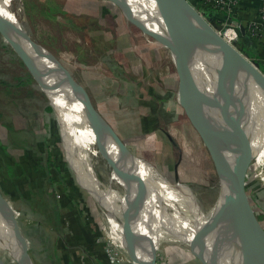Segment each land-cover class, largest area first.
Segmentation results:
<instances>
[{"label": "rangeland", "instance_id": "rangeland-1", "mask_svg": "<svg viewBox=\"0 0 264 264\" xmlns=\"http://www.w3.org/2000/svg\"><path fill=\"white\" fill-rule=\"evenodd\" d=\"M190 1L206 18H208L207 9L216 11L217 8L228 12L232 10V6L238 4L226 3L220 8H218L219 6L213 8L212 5L207 3V0H203L202 5L199 3L194 4L193 0ZM17 2H21L23 6L26 18V22L23 24L28 34L38 44L48 47L47 50L59 60L74 80L86 89L93 106L101 116L111 124L121 138L126 140L127 148L140 157L138 159L139 174L138 168H134L131 161L121 154L116 146L110 144V141L107 142L108 147L113 151L118 161L123 167L130 170L133 177L132 181L136 187L140 182L153 184L154 181H157L162 185L168 184L163 177L171 181L178 179L180 183L188 184L197 193L198 201L203 210H208L216 200L222 181H220L213 159L202 136L178 103L179 80L176 66L171 60L169 47L164 43L159 44L158 40L142 32L126 18V27L130 33L131 31L134 32L138 44L143 46L154 44L150 60L140 61V67L136 70V72H139L136 76L138 79L133 82L131 79L133 73L129 71L132 68V62L125 53L118 50L117 44L113 46L108 41L111 37L117 36L118 33L119 25L116 22V15L113 14L114 18L106 16L107 25H101L97 22L98 19H92L91 25L86 27L76 24L75 16L61 14L57 17V14L48 12L45 8L46 0H14L13 8L17 6ZM109 20H113V23H115L113 24ZM77 21L80 22L81 20ZM96 23L98 28H103L102 35L94 36L89 33L88 27H95ZM229 26L236 28L238 37L232 44L242 52L238 46L240 30L236 22L228 19L221 21L220 26L217 25L215 28L224 31L223 33L226 35L229 30H225V27ZM263 31L264 20L261 21L260 13V21L257 22L251 33L259 36ZM95 37H98L99 48L94 53H88L87 45ZM242 53L252 62L264 67L256 58L248 56L245 52ZM31 76L33 77L19 54L0 31V138L10 146L12 144H16L17 147L19 145L22 147L31 145L34 140V133L46 134L43 124L51 118L58 125L53 109L52 111L46 110L50 103L45 92L41 89L39 83L37 84L34 79H31ZM21 79H25L24 84H19ZM122 79H128L131 83L125 85ZM69 81L71 107L74 112L81 110L83 99L75 91L74 88L76 87L71 83L70 78ZM154 97L160 98L161 101ZM165 97L169 99L166 103L162 101ZM119 105L129 107V110L124 115L121 114V117L118 116L119 113L116 109V106ZM130 106L132 108L140 106L142 113L147 115L152 114L155 110H161L163 114L161 125L166 134H158L161 136L160 139L153 137L152 139L148 138L149 141L148 139L140 140V136L132 132L133 127L130 125L132 121L126 119V114H130ZM221 127V124L218 122L212 123L210 119L202 127L203 132L209 136L213 143L217 158H222L220 152L222 140L221 136H218L219 133H217L220 132ZM65 130L68 132L66 127ZM147 135L152 136V133ZM74 146L77 148L76 144ZM98 148L97 145L94 146V149L98 150ZM235 148V158L239 159L241 147L239 139L236 137ZM11 150L15 152L14 149ZM19 151L21 152V148ZM1 152L0 147V161L3 159V152L2 154ZM261 156L264 155L252 156L251 168L246 178L249 184L246 188L254 206H257L258 202L261 201V205L264 207V157ZM93 161L97 167L96 172L99 178L102 181L105 180L111 171L108 161L101 153L94 156ZM175 164H178L176 172H174ZM0 169L3 170V167L0 166ZM2 178L5 179L6 176ZM2 178H0V189L4 194L8 188ZM58 190L61 192V189ZM58 190H55L53 185L50 187L49 192L52 191L56 194ZM156 193H158L156 197L163 198L160 205L165 203L168 198L167 191L159 189ZM172 196L175 197V193ZM95 204L98 210V225L94 223V226H96L97 232L104 240V251L108 255L109 251L112 250L122 264H133L125 253L115 247L107 237L103 211L96 202ZM244 205L250 214L246 200H244ZM45 208L50 209L48 206ZM22 216H20L22 232L31 241L29 253L33 261L36 264H53L49 256L54 241L57 240L56 232L50 230L51 227L38 218H31L27 215ZM87 218L90 219L88 214ZM252 227H250V230L257 238L255 229L253 231ZM78 247L79 250L87 252L82 246ZM73 248H75L74 245L66 242L67 251L64 252L70 253ZM156 255V264H202L191 251L180 244L164 245L157 251ZM4 256L8 264H16L11 263L6 254Z\"/></svg>", "mask_w": 264, "mask_h": 264}, {"label": "bare ground", "instance_id": "bare-ground-1", "mask_svg": "<svg viewBox=\"0 0 264 264\" xmlns=\"http://www.w3.org/2000/svg\"><path fill=\"white\" fill-rule=\"evenodd\" d=\"M13 1L0 0V22L6 38L20 44L45 74L40 78V81L49 103L51 101L50 104L55 107V112L61 122L63 142L67 150L68 159L66 161L73 169L75 178L77 176V181L97 201L105 203L120 215L131 216L139 225L149 229L153 250L151 264L157 256V251L166 244L165 232L169 235L176 234L180 240L191 242L198 255L207 264H264L258 259H244L239 247L241 242L233 229L232 219L227 217L225 220H220L219 218L218 208L229 196L235 197L236 202L242 204L246 210L247 237L250 241L252 240L253 246L256 244L255 234L253 235L250 230V227H254L253 221L244 205L245 198L240 190L237 192L227 183L222 182L214 204L205 211L198 201L197 193L188 184H182L177 179L170 181L163 177L168 184L162 185L154 181L153 185L156 191L161 188H170V191L172 190L174 193L178 194L179 192L184 198L180 203L170 201L167 206L155 209L149 203L139 204L131 197L132 174L118 161L107 142L110 141V144L116 146L121 154L131 161L134 168H138L140 157L121 148L111 137L96 129L97 125L87 109L82 93L78 92L83 99L82 108L73 112L69 77L51 60L49 52L39 46L28 34L23 24L26 22V18L21 5L22 1L17 2L15 8H13ZM116 1L121 5L119 7L123 16L129 21L136 22L166 42L175 41L177 50L190 54L191 69L200 92L211 103L215 100L220 101V109L216 110L206 104L207 101H198L192 97L191 90L187 89L185 85V79L188 76L192 79L188 68L182 59H176L171 54L172 62L181 71L185 80V82L183 80V86L177 99L179 98L184 104L192 106L195 111L200 106L201 114L198 116L195 113V119H199L198 123L201 128L210 119L212 123L221 124L220 132H223L222 119L225 117L234 128L236 138L240 139L243 128L250 132L253 142L252 156L264 155V84L241 65L239 74L231 75L228 78L224 98L221 100L218 78L222 65V54L219 47L205 42L200 27L194 26L193 19L187 16L177 0H168L164 4L157 3L155 0ZM163 16L167 19L177 17L179 20L175 24H168ZM182 21L185 26L180 27ZM179 30L187 34L188 38L186 39L189 47L180 44L179 40L182 35ZM218 32L220 31L218 30ZM233 35L230 31L226 32L225 38L228 42ZM159 44L162 42L160 41ZM47 74L50 75L46 76ZM221 140L220 152H223V157L228 164L225 171L238 176L240 165L238 164L239 159L235 158V139L229 145H227L229 143L228 136L221 137ZM75 144L77 148H75ZM96 145L99 147V151L94 149ZM77 149L78 154L76 153ZM99 153L106 158L111 169L103 181L99 178L96 172L97 167L93 161V157ZM138 172L140 174L139 168ZM153 192L154 188L151 187L149 194L152 195ZM4 211V215L0 214V256L5 258L4 254H6L11 263L19 264L20 235L13 228L11 221V216L16 221L18 219L16 210L9 202L4 207Z\"/></svg>", "mask_w": 264, "mask_h": 264}, {"label": "crops", "instance_id": "crops-1", "mask_svg": "<svg viewBox=\"0 0 264 264\" xmlns=\"http://www.w3.org/2000/svg\"><path fill=\"white\" fill-rule=\"evenodd\" d=\"M262 1L241 0L238 4L232 6V10L228 12L216 8V11L207 9L206 13L209 18L207 19L214 27L220 26L221 21L228 19L236 22L240 30L239 48L242 52L256 58L257 61L264 65V31L259 36L251 33L254 29L253 25L260 21L259 7ZM193 2L194 4L199 3L202 5L203 0H193ZM45 3V8L48 12L57 14V17L61 16V14L75 16L76 24L86 27L91 25L92 19H98L97 22L104 25L107 23L106 16L114 18L116 15V22L119 25L118 33L117 36L111 37L108 41L110 45L115 46L117 44L118 50L125 53L132 62L133 65L129 71L133 73L131 79L136 82V79H138L136 76L139 74L136 70L140 67L139 63L141 60H150L154 44L143 46L137 43L134 32L131 31V34L126 27V18L122 15L118 4L112 0H46ZM77 20L81 21L78 22ZM109 21L113 23V20ZM138 29L140 28L138 27ZM88 30L94 36L102 35L103 32V28H98L97 23L95 27H88ZM141 31L144 32L143 30ZM97 39L98 37L92 38V42L87 45L88 53H94L99 48L100 43H98ZM262 68L264 70V67ZM33 79L38 84L34 77ZM122 80L125 85L131 83L128 79ZM156 95L158 94L156 93ZM154 98L161 101L160 98ZM168 100V97H165L162 101L166 103ZM178 103L180 104L179 101ZM130 108V114H126V119L132 121L130 123L133 127L132 132L135 135H139L140 140L152 139L153 137L160 139L161 136L158 134L166 132L161 125V116L163 115L161 110H155L152 114L147 115L142 113L140 106H134L133 108L130 106ZM116 109L119 113L118 116L121 117V114L124 115L129 110V107L119 105L118 107L116 106ZM128 116L130 118H127ZM43 128L46 134H37L33 131L35 135L33 143L25 147L20 145L17 147L16 144L10 146L0 138L5 146L0 145L3 152V154L1 152L3 159L0 161V166L3 167V170L0 169V178H5L6 176L5 179H2L10 193L4 192V195L17 212V222L21 232L23 231L20 219L22 215V217L27 215L31 218H38L48 224L51 227L49 229L57 234V240L56 242L54 241V246L49 256L53 264H122L118 260L112 259L104 251V240L97 232L96 226H94L95 224L98 225L96 202L103 211L105 217L104 228L107 232V237L114 246L122 250L133 264H151L153 250L149 229L139 225L131 216L120 215L116 210L101 201H97L89 192L85 191L77 181V176L75 178L73 169L66 161L59 125L51 118L44 122ZM151 133L152 136L147 135ZM126 136L128 137V135ZM124 141L126 142V140ZM20 148L21 152L19 151ZM11 149H14L15 152ZM76 153L78 154V149ZM176 166L178 167V164H175L174 172L177 171ZM53 185L55 190L61 189V192L59 190L58 192L56 191V194L52 193V191L49 192L50 187ZM151 187L154 188L152 195L149 194ZM163 189L167 191L168 198L161 205L160 201L163 198L156 197L158 193H156L155 187L151 183L140 182L137 187L133 183L131 197L137 203H149L155 209L167 206L170 201L180 203L184 200L178 191H175L178 194L175 193L174 197L172 196L174 192L170 191V188H161V190ZM25 190H28V196L25 195ZM251 204L264 229V207H262L261 201L258 202L257 206H254L252 202ZM47 206L50 209H46L45 207ZM87 214L90 219L87 218ZM165 234V245L180 244L189 251L198 254L191 242L180 240L176 234L169 235L167 232ZM25 238L28 240L29 250H31V241L26 236ZM66 242L75 246L70 253L64 252L67 251ZM78 246H82L88 253L84 250H79Z\"/></svg>", "mask_w": 264, "mask_h": 264}, {"label": "water", "instance_id": "water-1", "mask_svg": "<svg viewBox=\"0 0 264 264\" xmlns=\"http://www.w3.org/2000/svg\"><path fill=\"white\" fill-rule=\"evenodd\" d=\"M112 1L115 2L116 4H118L119 6H121L116 0H112ZM155 1L157 3L164 4L168 0H155ZM177 2L179 3V5L183 9V11L187 14V16H189L193 19L194 26L198 25L200 27L201 34H202L205 42L210 43V44H214V45L219 47V51L222 54V65H221V68L219 70V78H218L219 79L218 88H219V94L221 96V100L224 98V93H225L226 88H227L228 78L231 75H234V76L238 75L241 65H243L245 67V69L253 77L260 80L264 84V72H263V69L260 65L252 62L235 45L228 42L227 39H225V37H223L220 34V32H218V30L211 24V22L206 18V16L199 9H197L196 6L191 3L190 0H177ZM178 20L179 19L177 17L176 18H170V19L165 18V22H167L168 24H175V23H177ZM132 23L135 24L136 26H138L147 35L158 40L159 42L161 41L166 46H168L170 51H171V54H173V56L176 59H182L183 60V62L187 66L188 71L192 77V79H191L190 76H188V78L185 79L186 80V84H185L186 88L191 90V92H192L191 96L192 97H194L195 99H198V101L199 100L204 101V102L207 101L206 104H208L210 107H212L216 110L220 109V101L219 100H215L211 103L210 100L209 99L207 100L202 95V93L200 92V89H199L197 82L195 80L193 71L191 69V56H190V54H187L185 52L177 50L175 41L166 42L164 39H161L156 34H153L149 31L145 30L142 26H140L136 22L132 21ZM182 26H185L184 21H182L180 23V27H182ZM0 31L5 36V39L9 42V44L19 54L21 60L23 61L25 66L28 68L29 72L33 75L35 80H37L41 89L44 91V89L42 88L43 86H42V83L40 81V78L44 77L45 74H43V72L40 70L38 65L35 64L33 59L27 54L25 49L20 44L15 43L12 39H10L8 37L6 38V34L4 33V29L2 27L1 22H0ZM179 31L182 35L180 40H179L180 44L182 46L189 47V44H188L187 39H186V38H188V37H186L187 34H185L181 30H179ZM38 45L41 46L42 48H44L45 50H47V48L44 47L43 45H41V44H38ZM49 57L70 78L71 83H73V85H75V87H76V88H74L75 91L82 93L84 95L87 109L90 112V115L93 118V121L97 125L96 129H98L100 131V133L106 134L107 136L111 137L117 145L121 146V148L131 152L127 148L125 141L121 138V136L117 133V131L111 126L110 123H108L101 116L99 111L93 106L86 89L83 88L79 83H77L74 80L72 75L63 67V65L59 62V60L50 52H49ZM176 70H177L178 80H179V88H178V97H179V92L181 91L182 86H183L184 76L177 67H176ZM49 75L50 74H47L46 76H49ZM185 80H184V82H185ZM178 101L180 102V104L184 108L185 114L187 115V117L189 118V120L191 121L193 126L197 129V131L202 136V139H203L206 147L208 148L210 155L213 159V162H214L217 174L220 178V181L227 183L233 189L237 190V192H238V190H240L242 192V194L246 200L247 207H248V210L250 212V216H251V219L253 221L254 229H255V232L257 235L256 244H254V246H253V243L251 242L252 240L250 241L247 237L246 210L242 206V204H240L239 202H236L235 197L229 196L225 200V202L218 208V215H219L220 220H225V218H227V217H230L232 219V226H233V229H234L237 237L239 238V241L241 242L239 247H240V251L243 254L244 259H258V260H261L264 262V229H263L260 221L258 220V218L255 214V211H254L253 206L251 204L249 194H248V191L246 188V186H247L246 178L248 177L249 171L251 168L252 152H253V142H252V136H251L250 132L246 128H243V130H242V134H241V137L239 139L240 147H241V154L238 157L239 158L238 162L240 164V174L238 176H234L232 172L228 173L225 171V168L228 166V164H227V161L225 160V158L223 157V152H221L222 158H219V157L217 158L216 150L213 146V143L211 142V139L209 138V136L207 134H205L203 132L200 124L198 123L199 119L198 118L195 119V113H196V115L198 114V116L201 114L200 113V106L195 111V108L193 109L192 106L184 104L183 102H181V100L179 98H178ZM50 103H51V101H50ZM50 105H51V107H52V109L56 115L57 122L59 125L60 137H61L62 145H63L64 151H65V157H66V159H68L67 158V150H66V148L64 146V142H63L64 138H63V131H62L61 122H60V119H59L57 113L55 112V107L53 106V104H50ZM222 121H223L224 131L223 132H217V133H219L218 136H221V137L228 136V140H229L228 142L229 143H227V145H229L234 141L236 133H235L234 128L231 126V124H229V122L227 121V119L225 117H223ZM98 130H97V132H98ZM176 168H177V166H176ZM8 203H9V200L5 197V195L3 194V192L0 189V214H2V213H3V215L5 214L4 207ZM11 221L13 223L12 224L13 228L20 235L19 241H20L21 246H19V249L21 251V254H20V258L18 259V263L19 264H35L30 253H29V250L27 248L26 238L22 234L18 222L12 216H11ZM192 254H194L203 264H207L206 261L201 256H199L195 252H192ZM0 264H7V261L1 256H0ZM153 264H156V258L153 260Z\"/></svg>", "mask_w": 264, "mask_h": 264}, {"label": "built area", "instance_id": "built-area-1", "mask_svg": "<svg viewBox=\"0 0 264 264\" xmlns=\"http://www.w3.org/2000/svg\"><path fill=\"white\" fill-rule=\"evenodd\" d=\"M239 1L241 0H207V3L209 5H212L213 7H220L222 5H225L226 3H238ZM259 12L261 13V21L264 20V0L262 1V4L260 5L259 7ZM257 24V23H256ZM253 25L254 29H255V25ZM229 30V31H232V33L234 34L233 37L231 38L230 40V43H232L233 41L237 40V37H238V33L236 31V28L233 27V26H229V27H225V30ZM224 31H220V34L225 37ZM226 39V38H225ZM109 256L112 258V259H115V260H118L119 261V258H117L116 254L113 253L112 250L109 251ZM120 262V261H119Z\"/></svg>", "mask_w": 264, "mask_h": 264}, {"label": "trees", "instance_id": "trees-1", "mask_svg": "<svg viewBox=\"0 0 264 264\" xmlns=\"http://www.w3.org/2000/svg\"><path fill=\"white\" fill-rule=\"evenodd\" d=\"M31 79H33L32 76H31ZM24 82H25V79H21V81H20L19 84H24ZM34 82H35V81H34ZM34 82H33V83H34ZM48 110L52 111V107L49 106V107H48ZM0 145H1V146L3 145V144H2V140H0ZM3 147H5V146L3 145ZM170 181H171V180H170ZM6 192L9 194V193H10V190L7 189ZM6 192H5V193H6ZM28 194H29V193H28V190H25V195L28 196ZM252 229H253V231H254V228H253V227H252ZM26 242H27V248H28V250H29V244H28V240H27V239H26Z\"/></svg>", "mask_w": 264, "mask_h": 264}]
</instances>
